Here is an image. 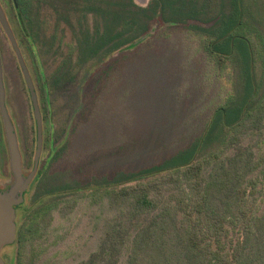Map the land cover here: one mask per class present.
Listing matches in <instances>:
<instances>
[{
    "label": "trees",
    "instance_id": "trees-1",
    "mask_svg": "<svg viewBox=\"0 0 264 264\" xmlns=\"http://www.w3.org/2000/svg\"><path fill=\"white\" fill-rule=\"evenodd\" d=\"M10 1L15 27L10 23L33 58L45 127L52 93L83 68L96 70L89 84L95 92L90 100L83 94L87 117L114 77L117 62H106L140 43L157 21L200 37L231 85L188 145L136 170L48 185L46 169L61 150L50 132L47 163L16 206L20 247L51 224L55 210L67 216L87 201L99 210L100 237L76 264H264V153L255 150L264 137V0ZM47 57L54 63L48 75ZM34 155L23 158L31 169Z\"/></svg>",
    "mask_w": 264,
    "mask_h": 264
},
{
    "label": "rangeland",
    "instance_id": "rangeland-1",
    "mask_svg": "<svg viewBox=\"0 0 264 264\" xmlns=\"http://www.w3.org/2000/svg\"><path fill=\"white\" fill-rule=\"evenodd\" d=\"M136 1L146 5L150 0ZM0 2L15 27L11 1ZM17 42L35 81L33 58L23 42L18 39ZM0 56L7 110L22 162L23 158L27 162L37 148L32 102L19 57L1 23ZM115 62L114 77L98 94L87 117L83 112L86 101L83 94L86 90L90 100L95 92L89 84L96 70L77 71L74 80L52 93V115L49 124L46 127L43 124L39 166L47 163L50 132H53L54 146L61 150L46 169L48 185H59L72 176L82 181L94 176H111L119 169L136 170L163 160L203 131L231 86L227 73L208 59L200 37L189 34L183 25L171 26L157 21L146 38L118 52L105 66ZM53 66V61L47 57L44 62L47 75ZM84 85H88V89ZM255 150L257 155L264 153V137L255 145ZM32 169L29 164H23L25 178ZM260 175L263 182L259 203L264 209V172ZM14 178L0 107V185H6L5 191H9ZM36 191L37 187L33 188L29 201ZM99 215V210L93 209L87 201H82L67 216L55 210L51 224L44 231L22 247L16 239L6 242L1 255L6 264H19V256L21 264H76L97 248Z\"/></svg>",
    "mask_w": 264,
    "mask_h": 264
},
{
    "label": "water",
    "instance_id": "water-1",
    "mask_svg": "<svg viewBox=\"0 0 264 264\" xmlns=\"http://www.w3.org/2000/svg\"><path fill=\"white\" fill-rule=\"evenodd\" d=\"M0 23L11 40L15 51L19 57L34 109V114L37 122V148L35 152V163L30 174L25 178L23 175L22 155L18 146L17 136L10 119L6 100H5V85L3 83V65L0 56V107L3 116L5 134L9 148L11 168L14 173L15 181L9 191H0V264H6L1 255V249L6 242H14L17 237V223L15 222V205L20 204L24 200V193L29 188L34 180L40 163V157L43 147V117L39 104L37 90L35 88L31 73L22 55L18 45L16 35L12 29L5 10L0 2ZM8 205L10 206L8 210Z\"/></svg>",
    "mask_w": 264,
    "mask_h": 264
},
{
    "label": "flooded vegetation",
    "instance_id": "flooded-vegetation-1",
    "mask_svg": "<svg viewBox=\"0 0 264 264\" xmlns=\"http://www.w3.org/2000/svg\"><path fill=\"white\" fill-rule=\"evenodd\" d=\"M14 181H15V178H14ZM14 181H13V182H14ZM13 184H14V183H13ZM13 184H11L9 188H11V186H12ZM5 186H6V185H2V184H1V185H0V189L2 188V189H3L2 191H5V189H4ZM0 191H1V190H0Z\"/></svg>",
    "mask_w": 264,
    "mask_h": 264
}]
</instances>
